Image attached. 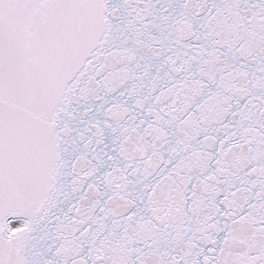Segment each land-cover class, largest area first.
Listing matches in <instances>:
<instances>
[{
  "label": "snow or ice",
  "instance_id": "obj_1",
  "mask_svg": "<svg viewBox=\"0 0 264 264\" xmlns=\"http://www.w3.org/2000/svg\"><path fill=\"white\" fill-rule=\"evenodd\" d=\"M0 264H264V0H0Z\"/></svg>",
  "mask_w": 264,
  "mask_h": 264
}]
</instances>
